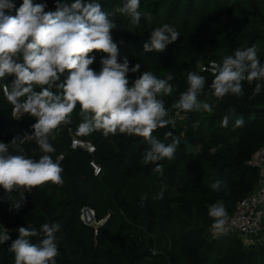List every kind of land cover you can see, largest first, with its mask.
<instances>
[{
    "label": "trees",
    "instance_id": "16d2710c",
    "mask_svg": "<svg viewBox=\"0 0 264 264\" xmlns=\"http://www.w3.org/2000/svg\"><path fill=\"white\" fill-rule=\"evenodd\" d=\"M14 2L17 8L22 4V0ZM98 2L104 11L113 13L111 18L117 24L112 36L119 50L118 62L127 57L129 67L141 65L139 72L128 74L130 85L143 71H152L158 78L169 73L174 77L172 95L162 98L175 127L157 129L153 136L168 144L172 138L165 140V133L170 131L179 141V137H189L199 150L187 154L180 141L175 159L159 162L164 169L161 175L154 172L155 165L142 163V154L149 147L142 137L117 134L105 138L100 132L77 136L81 122L77 106L72 123L61 125L50 138L55 151L48 155L54 161L64 155L59 162L64 183H47L25 192L19 209L13 206L20 199L19 192L8 194L0 187V198L5 200L0 201V230L2 226L8 229L11 237L0 244V264H14L9 247L18 238L20 227L39 231L45 223L60 225L56 264H264V241L247 246L237 234L214 235L208 215L209 206L217 202L232 215L238 203L259 186V172L248 162L264 146V88L253 96L257 82L244 81L242 97L229 94L219 101L211 95L198 97L213 104L210 113L171 109L187 88L189 72L205 76V92L209 93L214 75L203 67L211 62L221 64L225 55L238 48L255 45L264 64V0H140V10L150 13L152 20L142 17L139 27L116 12L123 0ZM33 3H45V11L56 10V0ZM163 24L174 27L180 33L178 39L164 52H144L151 31ZM90 56L95 57L90 67L99 72L106 54L94 51ZM13 79L8 76L0 81V142L5 144L16 136L32 134L31 125L36 122L28 114L12 117L3 84H11ZM225 115L230 117L227 128L220 126ZM241 117L243 127L235 128V120ZM72 136L91 141L95 153L72 149ZM22 147L28 157L38 159L43 154L34 140ZM92 159L102 167L98 176L90 165ZM217 180L223 184L214 191L211 184ZM162 183L167 185L163 199H153ZM142 195L147 196L143 206ZM86 208L95 212L94 224H89L94 221L88 210V223L82 219ZM31 239L38 243L40 237Z\"/></svg>",
    "mask_w": 264,
    "mask_h": 264
},
{
    "label": "clouds",
    "instance_id": "9594fccd",
    "mask_svg": "<svg viewBox=\"0 0 264 264\" xmlns=\"http://www.w3.org/2000/svg\"><path fill=\"white\" fill-rule=\"evenodd\" d=\"M46 7L45 3L22 0L17 8L14 0H0V81L14 77L11 84H3V94L12 106L13 118L20 119L28 114L36 121L31 125L32 134L16 136L9 144L0 142V187L8 194L15 191L20 195L13 206L19 209L25 199L24 193L33 188L64 183L59 160L54 161L48 155L55 151L50 138L55 137L61 125L72 123L77 106L81 117L77 136L100 132L105 138L117 134L142 137L149 145L142 154V163L155 165L154 172L163 175L164 169L159 162L165 158L175 159L180 141L169 131L165 133V140L171 137L172 142L165 144L154 137L153 132L169 125L175 127V121L168 118L170 109L162 98L174 91L170 83L173 75L169 73L166 78H158L152 71H143L130 85L128 74L139 72L141 65L129 67L127 57L123 63L118 62L119 50L112 36L117 24L111 18L113 13L104 11L98 0L88 3L56 0L55 11H45ZM13 11L15 15L11 14ZM116 12L128 17L133 27L140 26L142 17L148 22L152 20L150 13L140 10V0H123ZM179 36L169 24L155 27L143 50L164 52ZM94 51L106 54L101 58L99 72L90 67L95 60L90 53ZM212 72L214 79L209 93L205 92V76L189 72L187 88L171 104V109L210 113L213 104L198 97L211 95L216 101L229 94L242 97L244 81L257 82L253 96L264 88V64L255 45L225 55L221 64H213ZM66 73V78L61 80ZM229 118L225 115L220 126L227 128ZM243 125L242 117L235 120V128ZM33 140L43 153L38 159L23 154L22 145ZM222 184L217 180L211 187L219 191ZM166 188L162 183L153 199H163ZM146 199V195L141 196V206ZM208 215L212 218L213 234H226L229 217L224 204L210 205ZM2 229L0 244L11 238L9 230L3 226ZM59 229L58 223H45L39 231L20 227L18 238L9 247L14 253V264H56ZM33 237H40L39 242L33 243Z\"/></svg>",
    "mask_w": 264,
    "mask_h": 264
},
{
    "label": "built area",
    "instance_id": "2783aa9c",
    "mask_svg": "<svg viewBox=\"0 0 264 264\" xmlns=\"http://www.w3.org/2000/svg\"><path fill=\"white\" fill-rule=\"evenodd\" d=\"M213 64L217 63L211 62L209 66L203 67V70H209L212 72ZM20 137H23V135ZM71 148L85 149L92 154L96 151V146L91 141L79 138L77 136H72ZM63 158L64 155L59 154L56 161L59 160L60 162ZM90 165L95 176L101 174L102 167L95 159L90 161ZM248 165L253 168H257L259 172V186L252 194L246 196L238 203L235 212L228 216L229 219L225 226L227 230L226 233L237 234L241 241L247 246L258 243L256 242V235L257 231L260 229L262 220L264 219V146L252 156L248 162ZM0 201L5 200L0 198ZM86 210H88L95 218V212L90 208H86L84 209L82 215V219L85 222Z\"/></svg>",
    "mask_w": 264,
    "mask_h": 264
},
{
    "label": "water",
    "instance_id": "95a60500",
    "mask_svg": "<svg viewBox=\"0 0 264 264\" xmlns=\"http://www.w3.org/2000/svg\"><path fill=\"white\" fill-rule=\"evenodd\" d=\"M182 144L185 145L187 154H196L199 150V145L194 144L189 137L182 138L179 137ZM105 220L100 222V224H103ZM87 223V222H86Z\"/></svg>",
    "mask_w": 264,
    "mask_h": 264
},
{
    "label": "crops",
    "instance_id": "0c3cea01",
    "mask_svg": "<svg viewBox=\"0 0 264 264\" xmlns=\"http://www.w3.org/2000/svg\"><path fill=\"white\" fill-rule=\"evenodd\" d=\"M258 231H259V234L257 233V235H256L257 238L256 239H257L258 243H259V241L263 242L264 241V224L260 228V230H258Z\"/></svg>",
    "mask_w": 264,
    "mask_h": 264
},
{
    "label": "rangeland",
    "instance_id": "374dc122",
    "mask_svg": "<svg viewBox=\"0 0 264 264\" xmlns=\"http://www.w3.org/2000/svg\"><path fill=\"white\" fill-rule=\"evenodd\" d=\"M176 115H178V117H179L178 119L180 120V119H181V118H180V117H181L180 114L177 113ZM184 138H185V137H184ZM88 213H89V211H88ZM90 215H91V213L89 214V216H90ZM91 216H92V215H91ZM92 220L95 221V218H94L93 216H92ZM87 223H88V222H87ZM92 223H94V222H91V223H89V224H92ZM263 224H264V219L262 220V223H261V225H260V228L263 226ZM259 230H260V229H259ZM257 233L259 234V231H257ZM256 238H257V237H256ZM256 242H258L257 239H256ZM259 242H261V241H259Z\"/></svg>",
    "mask_w": 264,
    "mask_h": 264
}]
</instances>
